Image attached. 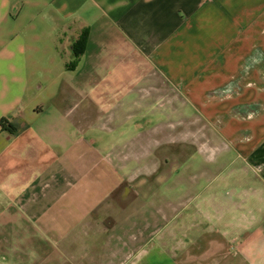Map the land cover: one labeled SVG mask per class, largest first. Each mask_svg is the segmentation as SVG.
I'll use <instances>...</instances> for the list:
<instances>
[{"label":"crops","instance_id":"0c3cea01","mask_svg":"<svg viewBox=\"0 0 264 264\" xmlns=\"http://www.w3.org/2000/svg\"><path fill=\"white\" fill-rule=\"evenodd\" d=\"M0 264H264V0H0Z\"/></svg>","mask_w":264,"mask_h":264},{"label":"trees","instance_id":"16d2710c","mask_svg":"<svg viewBox=\"0 0 264 264\" xmlns=\"http://www.w3.org/2000/svg\"><path fill=\"white\" fill-rule=\"evenodd\" d=\"M88 41V32L85 31L82 33L81 37L79 40H77L73 46H72V51L75 57V62L71 63L68 65V69L72 70L76 67L78 59L84 54L86 44Z\"/></svg>","mask_w":264,"mask_h":264},{"label":"rangeland","instance_id":"374dc122","mask_svg":"<svg viewBox=\"0 0 264 264\" xmlns=\"http://www.w3.org/2000/svg\"><path fill=\"white\" fill-rule=\"evenodd\" d=\"M256 110V109H255Z\"/></svg>","mask_w":264,"mask_h":264}]
</instances>
